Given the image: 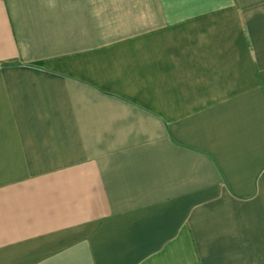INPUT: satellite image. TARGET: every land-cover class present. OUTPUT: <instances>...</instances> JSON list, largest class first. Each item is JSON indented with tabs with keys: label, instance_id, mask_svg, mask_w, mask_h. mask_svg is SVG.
<instances>
[{
	"label": "crops",
	"instance_id": "obj_1",
	"mask_svg": "<svg viewBox=\"0 0 264 264\" xmlns=\"http://www.w3.org/2000/svg\"><path fill=\"white\" fill-rule=\"evenodd\" d=\"M0 264H264V0H0Z\"/></svg>",
	"mask_w": 264,
	"mask_h": 264
}]
</instances>
